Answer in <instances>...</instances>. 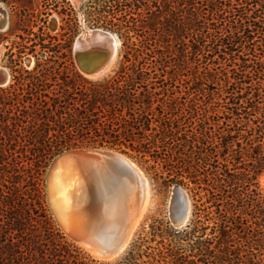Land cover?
Listing matches in <instances>:
<instances>
[{
    "label": "trees",
    "instance_id": "trees-1",
    "mask_svg": "<svg viewBox=\"0 0 264 264\" xmlns=\"http://www.w3.org/2000/svg\"><path fill=\"white\" fill-rule=\"evenodd\" d=\"M102 2L112 16L103 28L124 39L126 61L133 55L136 61L143 59L139 65L123 66L115 76L99 81L76 70L49 81V70H34L28 73L25 95L0 90V128L8 132L6 141L1 137L0 183L11 174L23 179L22 157L32 160L35 169L28 191L23 192L19 182L7 193L0 190V264H98L65 242L38 184L42 170L57 155L96 147L163 160L168 171L177 174L170 182L185 176L209 194L223 231L248 230L264 251V197L258 183L264 173V0ZM131 34L140 39L138 49ZM161 38L190 50L197 62H224L223 80H233L230 87L236 91L223 126L186 140L184 158L177 161L168 152L174 137L171 119L154 108L158 101L144 70L148 52L164 41ZM134 261L130 254L122 264Z\"/></svg>",
    "mask_w": 264,
    "mask_h": 264
},
{
    "label": "rangeland",
    "instance_id": "rangeland-1",
    "mask_svg": "<svg viewBox=\"0 0 264 264\" xmlns=\"http://www.w3.org/2000/svg\"><path fill=\"white\" fill-rule=\"evenodd\" d=\"M111 17L105 12L102 0H0V74H8L6 84L1 82L4 75H0V90L25 95L30 83L28 73L34 70L35 74L49 70V81L73 70L80 73L75 57L77 40L88 38L95 29L107 31L103 23ZM112 34L119 41L118 55L108 74L100 80L115 76L123 66L139 65L143 61L142 58L136 61L131 55L130 62H127L124 39ZM131 36L134 50L138 49L140 39L135 34ZM161 39L166 42L148 52L144 70L150 75L149 85L158 101L154 108L163 110L171 119L174 137L170 140L168 152L172 155L171 160L177 161L184 158L181 153L186 140L201 138L209 129L216 132L223 126V117L232 107L231 97L236 91L230 87L233 80L230 84L223 80L227 69L224 62L208 65L203 58L202 62H197L190 50L185 51L176 42L167 43L166 39ZM38 64L40 66L36 69ZM8 102L10 100L5 103ZM7 108L9 106L4 105V109ZM0 121L3 122L1 116ZM2 136L6 141L8 132L0 128V146L4 143ZM18 151L16 148L14 152ZM114 151L126 155L141 168L150 182L151 197L144 223L124 253L113 261L92 258L71 242L57 225L49 209L46 191V174L52 160L39 177V189L54 225L65 242L81 256L98 264H122L130 254L135 258L134 264H251L264 261V251L256 247L255 238L248 230L228 233V229H221L217 208L210 203L209 194L202 188L185 176L170 182L177 174L169 172L166 163L159 158ZM21 161L24 168L20 176L23 179L16 180V174H11L12 179L7 175L0 183L3 192L13 189L14 182H19L23 192L28 191L29 177L35 173L34 162L24 157ZM10 162L11 159L5 164ZM258 183L264 197V173L258 177ZM178 189L185 192L190 203L189 221L181 227L175 225L173 213ZM248 221V226L253 229V222L250 218Z\"/></svg>",
    "mask_w": 264,
    "mask_h": 264
},
{
    "label": "bare ground",
    "instance_id": "bare-ground-1",
    "mask_svg": "<svg viewBox=\"0 0 264 264\" xmlns=\"http://www.w3.org/2000/svg\"><path fill=\"white\" fill-rule=\"evenodd\" d=\"M92 32L88 38L91 37ZM115 37L110 41V48L114 53L113 64L119 47V41ZM1 74L4 78L1 82L6 84L8 74L4 72ZM122 158L133 170L122 172L119 179L106 175L93 179L70 176L59 181L58 188L62 199L70 208L79 209V216L70 215V219L78 220L77 228L80 235H65L92 258L103 262L113 261L128 247L137 230L144 223L150 206L151 188L148 178L132 159L126 156ZM92 162L100 166L104 165V162L98 159ZM114 170L116 171V168ZM180 191L181 189L176 191L173 204L176 226L187 223L190 215L189 200L188 212L182 213ZM181 217L183 223H179ZM122 241V246L114 251Z\"/></svg>",
    "mask_w": 264,
    "mask_h": 264
},
{
    "label": "water",
    "instance_id": "water-1",
    "mask_svg": "<svg viewBox=\"0 0 264 264\" xmlns=\"http://www.w3.org/2000/svg\"><path fill=\"white\" fill-rule=\"evenodd\" d=\"M114 36L116 35L111 32L95 29L91 37L84 41H81L80 38L77 40L75 46L76 62L80 73L85 78L89 80H100L108 74V68L113 65L114 59V53L110 48V41L114 40ZM125 156L122 153L105 147L76 148L65 151L52 160L46 174L47 201L50 212L64 235H80L77 228L78 220L70 219V215L75 217L79 216V209L76 207L70 208L62 199L58 188L59 181L70 176L93 179L106 175L108 177L115 176V178L119 179L122 172L133 170L122 158ZM94 159L103 161L104 165L100 166L92 162ZM114 168H116V171ZM180 192V195H182V199L180 198L182 202V213H187L189 209L188 199L182 189ZM75 209L77 210L75 211ZM179 221V223H183L182 217ZM185 224L178 225L177 227L184 226ZM123 241L114 251H117L116 249L122 246Z\"/></svg>",
    "mask_w": 264,
    "mask_h": 264
}]
</instances>
